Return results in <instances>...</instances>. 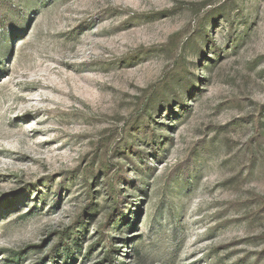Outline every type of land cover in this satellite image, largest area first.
<instances>
[{"label": "rangeland", "instance_id": "obj_1", "mask_svg": "<svg viewBox=\"0 0 264 264\" xmlns=\"http://www.w3.org/2000/svg\"><path fill=\"white\" fill-rule=\"evenodd\" d=\"M0 264H264V0H0Z\"/></svg>", "mask_w": 264, "mask_h": 264}]
</instances>
